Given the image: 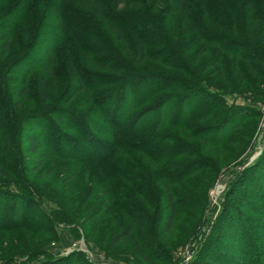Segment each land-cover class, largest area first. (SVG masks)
<instances>
[{
  "label": "rangeland",
  "instance_id": "1",
  "mask_svg": "<svg viewBox=\"0 0 264 264\" xmlns=\"http://www.w3.org/2000/svg\"><path fill=\"white\" fill-rule=\"evenodd\" d=\"M16 1L0 5V14ZM200 1L121 0L116 11L113 0H66L58 12L57 0L32 1L0 58L10 65L36 42L33 58L14 65L17 74L0 77L6 94L0 164L11 165L6 175L0 167V264L264 261V250L248 248L247 259L239 254L243 228L264 239V0H205L204 7ZM104 14L117 24L115 32ZM88 37L96 64L81 52ZM138 41L146 43L142 60ZM117 58L122 65L113 75ZM166 58L180 62V70L165 66ZM105 59L109 66L100 65ZM71 63L79 72L88 66L84 82L96 86L90 95L77 92ZM135 72L140 92L163 85L143 76L152 74L167 76L181 91L141 100L125 77ZM110 76L132 85V97H101L119 86ZM12 88L25 90L18 104ZM168 97L179 103L163 119L154 105ZM5 103L16 106V115ZM131 121L147 127L135 134L139 125ZM31 135L47 154L26 150ZM166 190L180 206L170 229ZM128 219L132 238L113 244Z\"/></svg>",
  "mask_w": 264,
  "mask_h": 264
},
{
  "label": "trees",
  "instance_id": "2",
  "mask_svg": "<svg viewBox=\"0 0 264 264\" xmlns=\"http://www.w3.org/2000/svg\"><path fill=\"white\" fill-rule=\"evenodd\" d=\"M33 0H17L13 5H11L10 7H7V9L2 12L0 14V58L6 53V51L8 50V46H9V41L11 40V36L13 35L17 25L19 23H21L25 16L27 15V13H30V11L32 10V6H34L35 2H32ZM43 0H37L36 3H40L42 2ZM63 1H66V0H57V5L56 7L54 8V10H56V12L59 11L60 9V3H62ZM181 4L185 3L184 0H178ZM204 1L205 0H201L200 3H201V6L204 7ZM7 0H0V5H2L3 3H6ZM114 3V9L116 11H120L119 9V3H121V0H113ZM129 3V2H128ZM62 8V6H61ZM103 13V12H102ZM43 14V13H42ZM97 14H99V12H97ZM61 15V14H60ZM63 19V16L60 17L59 20H62ZM104 19L106 21V23L109 24L110 28L112 31H116V25L117 24H114L111 20L107 19L106 15L104 14ZM38 24L36 25V35H39V30L41 28V25H42V22H37ZM119 27V26H118ZM117 27V28H118ZM26 31V30H25ZM91 32H94V31H91ZM118 32V31H117ZM91 36H92V33H91ZM202 37H208V39L210 38L209 42L210 44H212L213 46H215L216 48H220L218 47V45L216 44V40L214 41V39H216L214 36L212 35H204ZM91 38L92 37H88L87 41L88 43H85V45H82L81 46V52H83L82 54L86 57H90V59L93 60V62L96 64L95 62V56L94 54L96 55L95 51H94V47H92V42H89V40L91 41ZM162 39V38H160ZM159 41V40H158ZM157 41V42H158ZM165 41V40H164ZM59 43V41H58ZM36 44L35 41H32V43H29V47H28V50H26V53L25 55L27 56H22L20 57L18 60L14 61L13 63H11L10 65H5V63H2L0 61V77H5L7 74H12L16 71H18V67L15 68L14 65L16 66H19L21 65L23 62H25L26 60H30L33 58V54L30 53L31 52V49L33 48V46ZM145 44L144 42H141V41H138L137 43V48L139 50V54H140V59L142 60L143 58L146 57V54H145ZM24 52V50H23ZM29 52V54L27 53ZM94 52V53H92ZM51 52H49V54L45 55L44 53V59H45V64H44V67L43 69L44 70H48L49 69V66H50V61L52 60V56L50 55ZM234 55H236V53H234ZM249 57V55H247ZM246 55H241L239 54L238 57H241L242 59H246L248 58ZM120 59V58H119ZM118 58L116 59V62H114V66L111 67V69L114 71L113 75H116L119 73L120 69H121V65L122 63L120 62ZM152 60L154 59L153 57L151 58ZM106 60V59H105ZM156 61H161L160 59L158 60V58L154 59ZM253 60L254 63H258L259 61L258 60H255V59H251ZM171 61V62H170ZM162 63L165 65V66H168V67H172V68H175V69H178L180 70V68H178V65L180 66V62H177L175 60H170L169 58H166L164 61H162ZM100 65L102 66H109L108 65V59L106 60V62H102L100 63ZM258 65V64H257ZM71 71L73 72V77L75 78V81L77 83V92L78 91H82V90H85L89 95L91 94V89L95 86V84H91V83H88V82H84V76H87V75H90L91 73H87V72H84L83 69L84 67L88 68V66L84 65V67L81 69L79 68L77 71V69L75 68L74 69V65L71 63V66H69ZM177 67V68H176ZM24 71H22V73L24 74V72L27 70H29L28 66H25L24 68ZM183 69V68H181ZM251 69L255 71L256 68H253L251 67ZM3 70V71H2ZM250 70V69H249ZM17 74V72H16ZM137 72L135 73H131V74H126L125 73V77L129 80H131L134 84H135V92L134 93H137V97H140L141 100H147V99H150L152 96H157L160 92H163L164 90L168 91V92H173V93H178L181 91V86L176 82H172L171 80H169V78L167 76H159L158 74H152L153 76H147V75H143L144 77H149L148 80L149 82H152V79L153 81L155 79L157 80H160L161 83L164 85H162L161 87L159 88H156L155 90H150V91H147V92H140V88H139V85H136L138 84L139 82L142 81L141 77H137ZM93 76V74H92ZM107 77V76H106ZM114 77V78H113ZM111 77L110 76V79L112 80V82L110 84H114L116 82L119 83V86H115L116 88H113L111 91H106L105 93H103L101 95V97H105L107 100L109 101H112V102H120L121 99H118L117 97L118 94H122V96H124L125 98H129V95H131L132 97V93L130 92L131 88L133 87L132 85H129V84H122V82H120V78H117L115 76ZM153 77V78H152ZM119 79V81H118ZM137 80V81H136ZM183 82V81H182ZM142 84V83H141ZM96 87V86H95ZM140 92V93H139ZM10 95H12L14 98H17L18 100L15 102V104H18V101L20 99H22L25 95V90L24 88H12V90L10 91ZM40 93L43 97V101H45V94H44V91L42 90V87L40 88ZM3 98V100L0 102V111L2 112V109H3V102L6 101V94L3 95V93H1V89H0V98ZM154 98V97H152ZM106 100V101H107ZM118 100V101H117ZM138 101V99H136ZM165 102V106L162 107V111L160 110V108L158 109V105L161 103V102H157L154 106H156L155 108V113H157L158 111L162 112L161 115L164 119V112H165V109H167V107H170V106H176L178 105V101H174L173 99H170L169 97L167 99L164 100ZM162 102V103H164ZM161 103V104H162ZM120 104L118 103V106ZM134 105V104H133ZM16 107V106H15ZM15 107H11L9 105H7V103H5V109L12 113L13 112L15 115H16V108ZM182 111H184L183 107L180 108ZM117 110V109H116ZM118 112V111H117ZM0 116H4L3 113H0ZM62 117V116H61ZM63 118V117H62ZM57 119H61L59 117H57ZM132 124H137L139 125V127L135 128L133 131V133H138V131L140 130H145L144 127H147V124L145 123L144 126L143 124H141L142 122L140 121H137L135 123V121H131ZM144 123V122H143ZM51 124H53V122L51 121ZM160 125H162V123L156 125V126H153L154 130L155 129H159ZM238 123L235 124V126H237ZM2 128V123L0 122V129ZM140 135V134H139ZM145 137L146 135H148V132H146L145 134ZM141 137V136H139ZM28 140H27V149L29 153H33V154H37L39 155L40 153H44V154H47V150L43 147V145L41 144V140L35 136V135H31V136H28L27 137ZM125 139V137H124ZM158 140L155 139L153 140L152 142H156ZM119 141L121 142V139L119 137ZM7 142V141H6ZM5 142V144H7ZM125 144H129V145H133V146H136L137 145V148H140L139 151H142L143 148L140 147V145H138L137 143H128L127 141H123ZM133 142V140H132ZM132 146V147H133ZM131 147V146H130ZM264 158V157H263ZM3 167V169H1V173L3 175H6V171H10L9 167L11 166L8 162L4 161L3 162V165L0 164V167ZM1 167V168H2ZM9 177V176H8ZM264 180H262L263 182ZM167 193H166V198H165V201H166V206L168 208V211H167V214H166V217H165V221H164V224L166 227H168V229H170V227L172 226V221H173V218L176 216L177 214V208L180 207L179 206V202H174L172 200V197H171V194L169 193V190H166ZM259 195H256V197H260V193H258ZM263 198V197H262ZM256 199V198H255ZM12 210V209H10ZM239 216H242L241 214ZM235 222L237 221L235 218L233 219ZM251 221H253L251 219ZM231 223H233V221H231ZM131 229H132V222L128 219V221L123 225V227H121L119 230H118V233H116L115 235H113L111 237V241L113 244H117L118 242H120L121 240L125 239V238H132V232H131ZM256 231V230H255ZM241 232L243 233V240H244V246H242L239 250V254L241 257L243 258H246L247 259V249L249 248L250 251H258V250H264V239H259V238H256V235H252V232L249 230V228H243L241 230ZM238 240V242L236 243H239L240 241V237L239 238H236ZM236 240V241H237ZM138 248L140 247V245L138 244V242H136L135 244ZM248 246V247H247ZM247 247V248H246ZM141 250V249H140ZM141 256L144 258V259H149L148 255H146L144 253V251L141 250L140 252ZM251 260H254L255 261V256L254 257H250ZM246 260L244 262H242V264H246ZM231 263V264H236L238 263V260H236L235 262L232 260L230 262H228V264ZM248 264V263H247ZM260 264H264V261H262Z\"/></svg>",
  "mask_w": 264,
  "mask_h": 264
}]
</instances>
